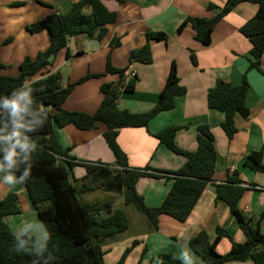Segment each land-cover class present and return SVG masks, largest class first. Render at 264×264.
<instances>
[{"label":"trees","instance_id":"1","mask_svg":"<svg viewBox=\"0 0 264 264\" xmlns=\"http://www.w3.org/2000/svg\"><path fill=\"white\" fill-rule=\"evenodd\" d=\"M241 1L257 5L254 15L239 27V31L251 43L250 67L259 69L264 52V0H226L213 17L187 16L178 25L177 31L189 23L194 31V39L208 44L215 23ZM86 7L89 8L88 12L84 11ZM115 18L116 12L109 10L103 0H78L66 14L49 13L26 26L31 32L41 29L47 32L46 49L38 51L34 57L24 56L18 64L17 75L0 73V161L20 178L30 205L46 233L41 251L36 252L32 234L15 235L11 231L4 217L19 213L21 208L17 193L9 191L0 199V264H105L102 244L124 232L129 221L124 210L113 208L110 200L102 203L84 202L80 197L82 191H116L122 195L125 205L132 204L147 217L151 229L156 230L160 214L183 222L206 184L213 179L216 149L214 136L207 124L196 126L197 146L194 151L176 146L174 136L179 126H166L152 134L172 152L185 158L184 163L170 174L149 171V168L130 167L125 152L117 142L120 128H147L153 117L160 111L172 108L175 98L185 93L174 61L171 62L155 104L144 112H131L118 107L120 93L132 91L137 77H128L123 69L114 68L110 64H107L106 71L116 74L117 78L99 86L102 98L93 113L63 107L73 87L91 77L90 74L67 82L64 86L61 85L59 71L31 79L52 63L48 60L49 54L55 55L58 50L65 48L69 37L85 34L101 39L106 32V25ZM146 39L166 40L167 35L162 31H147ZM111 45H119V40L113 38ZM65 55L69 56L68 50ZM130 60L151 62L148 43L132 49ZM3 67L7 65L0 63V68ZM248 86L244 75L239 85L232 86L224 80H216L207 91V107L223 112L220 126L228 139L236 131L234 115L238 113L244 118L249 116L245 104ZM10 100H15L19 107L13 110L5 103ZM97 122L106 125L103 138L115 158V165L78 160L68 154L69 149L62 148L55 138L57 127L72 124L84 130L94 128ZM75 165L85 169V174L80 178L73 174ZM243 165L264 174L261 150L249 152ZM147 175L164 176L171 181L168 191L156 206L146 205L135 188L138 179ZM77 180L81 183L80 187L76 185ZM213 187L215 198L227 204L245 240L234 241L225 228L217 225L212 240H209L204 230L189 238V249L206 264H224L226 261L246 258H250L254 264H264V233L259 231L258 221L248 218L238 207L239 199L246 189L238 170L228 173L226 180L214 183ZM222 237H228L231 243L230 249L224 254L216 251V244ZM135 243L133 241L131 246L123 250L115 264H123ZM154 264H180V259L176 252H159Z\"/></svg>","mask_w":264,"mask_h":264},{"label":"crops","instance_id":"2","mask_svg":"<svg viewBox=\"0 0 264 264\" xmlns=\"http://www.w3.org/2000/svg\"><path fill=\"white\" fill-rule=\"evenodd\" d=\"M28 1L36 11L34 1ZM41 1L51 3L52 7L50 10L38 9L35 16L37 20L52 12L66 14L78 0H58L57 3L55 0ZM225 1L103 0L109 10L116 12L115 20L106 25L103 37L98 39L95 35L85 34L69 37L66 47L57 51L52 63L31 78L36 79L59 71L60 82L64 86L67 82L78 80L84 72H107L102 77H91L76 84L63 103L67 110L93 113L102 98L100 84L117 78L116 74L106 71L107 64H110L114 68L123 69L126 76L132 73L137 77L132 91L120 93L118 107L131 112H144L155 104L171 62L174 61L179 82L184 86L185 93L175 98L172 108L160 111L153 117L147 128L119 129L117 142L127 156L128 165L170 174L184 163L183 155L172 152L152 135L166 126H179L174 142L177 147L186 151L196 149L197 125L207 124L214 136L216 160L213 179L206 184L188 217L179 222L166 214H160L156 230L151 229L147 218L148 224H140L131 230L132 225L128 219L129 226L124 232L105 240L102 244L105 264H115L123 250L131 246L133 241L136 243L123 264H154L159 252H176L180 264H206L193 255L187 242L200 230H204L209 240H212L217 225L225 228L234 241H244L245 235L234 215L224 201L215 198L213 187L214 183L226 180L228 173L233 170H238L242 185L246 187L238 207L248 218L258 221L259 231L264 233V174L243 165L247 154L257 150H261L264 162V52L259 69L250 67L251 43L239 31V27L254 15L257 5L248 1L237 3L215 23L208 44L194 39V31L189 23L177 31L178 25L187 16L211 18L217 14ZM84 11L88 12L89 8L86 7ZM147 31H162L167 35V39L147 40ZM46 37L47 40V33ZM113 38L119 40V45H111ZM145 43L150 47L151 62L130 60L131 50ZM47 44L48 40L45 47L35 49V54L46 49ZM66 50L69 51L68 57L65 55ZM244 75L249 85L245 97L249 116L244 118L238 113L234 115L236 131L228 139L220 126L224 114L218 109L207 107L206 95L216 80H224L236 86L241 83ZM105 130L106 125L102 122H97L94 128L84 130L67 124L55 128V138L62 148L69 149L68 154L78 160L101 161L115 165V158L103 138ZM9 172L0 161V199L9 191L16 192L21 210L17 214L5 216L4 219L15 235L27 231L34 233L35 249L41 251L46 238L44 227L37 220L31 227L29 217L36 219L37 213L29 204L20 178L13 174L14 172ZM84 173L83 166L73 167L76 178H80ZM170 183V180L163 177L142 176L138 179L136 188L143 190L147 186L146 189L151 194L148 198L150 204L147 205L156 206L168 191ZM15 184L21 187L17 188ZM110 201L113 208H121L123 203L118 199ZM230 245V240L222 237L216 244V251L224 254L230 249ZM240 261L243 262L226 261L224 264H254L250 258Z\"/></svg>","mask_w":264,"mask_h":264},{"label":"rangeland","instance_id":"3","mask_svg":"<svg viewBox=\"0 0 264 264\" xmlns=\"http://www.w3.org/2000/svg\"><path fill=\"white\" fill-rule=\"evenodd\" d=\"M33 1H34L33 6H36V11L33 9L32 4H29L28 0H0V63L6 62L5 65H7V67L0 68V73L2 74L11 75V76L17 75L19 70L18 68L19 61H21L24 58V56L34 57L35 49H38L37 47H41V46L45 47L46 45L48 39L46 40L47 32L44 29L38 30L36 32H31L26 29L27 28L26 26L32 24L33 22L38 21L37 18L35 17L39 11L38 9L45 8L50 10L52 5L51 3L50 4H48L47 2L43 3V2H39L38 0H33ZM48 1L54 2V0H48ZM55 1L57 3L58 0ZM85 71H87V69ZM106 73L107 72L105 71L103 72L88 71V72H84L83 76L90 74L92 78L93 77L98 78L104 76ZM11 172L12 171H10L9 173ZM161 177L165 178L164 176H159V178ZM19 184L18 186L17 184H15V186L17 188L21 187V185ZM92 184L93 183H91L90 185ZM76 185L78 187L81 186L79 180H77ZM159 186H161V184ZM146 187L147 186H145L143 190L138 189L136 187L135 188L137 193L143 197V201L147 205L150 204L148 198H150L151 194H149L150 191L147 190ZM22 188L24 189V185H22ZM12 189L14 190V188ZM80 197L84 202L87 203H98V202L102 203L106 200L116 201L117 199L123 201L122 195L120 196L119 193L112 190L111 191H104V190L102 191L97 189L86 190L80 193ZM121 208L124 210L126 216L128 217L132 225L131 230L134 229L135 227H138L140 224L142 225L148 224V221L146 220L147 217H145L142 213H140L132 204L125 205L124 203H121ZM29 220L31 227H33L35 220L39 221L38 217L36 219L35 217L34 219H32L31 216L29 217ZM24 233H30L33 235V237H35L34 233L32 232L27 231ZM34 250L36 252H40V250H38L37 248L35 249V242H34ZM238 262H243V261L239 260ZM251 262L253 261L251 260Z\"/></svg>","mask_w":264,"mask_h":264},{"label":"clouds","instance_id":"4","mask_svg":"<svg viewBox=\"0 0 264 264\" xmlns=\"http://www.w3.org/2000/svg\"><path fill=\"white\" fill-rule=\"evenodd\" d=\"M6 104L10 105L13 110L19 107L18 103L15 100L6 101ZM11 154L9 155L10 158Z\"/></svg>","mask_w":264,"mask_h":264},{"label":"water","instance_id":"5","mask_svg":"<svg viewBox=\"0 0 264 264\" xmlns=\"http://www.w3.org/2000/svg\"><path fill=\"white\" fill-rule=\"evenodd\" d=\"M53 57H54V54L53 53L49 54L48 60L49 61H52L53 60ZM68 169H71V167L68 166ZM70 180L72 181V175L71 174H70Z\"/></svg>","mask_w":264,"mask_h":264},{"label":"built area","instance_id":"6","mask_svg":"<svg viewBox=\"0 0 264 264\" xmlns=\"http://www.w3.org/2000/svg\"><path fill=\"white\" fill-rule=\"evenodd\" d=\"M132 75H133L132 73H129L127 76H128V77H131Z\"/></svg>","mask_w":264,"mask_h":264}]
</instances>
